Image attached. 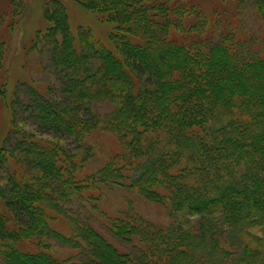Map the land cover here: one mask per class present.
<instances>
[{
	"label": "trees",
	"instance_id": "trees-1",
	"mask_svg": "<svg viewBox=\"0 0 264 264\" xmlns=\"http://www.w3.org/2000/svg\"><path fill=\"white\" fill-rule=\"evenodd\" d=\"M72 1L115 23L114 48L90 29L72 35L65 5L45 4L49 26L32 45L47 51L64 79L60 93L29 90L24 112L35 133L13 126L10 152L0 144L5 263L264 264V0H248L261 30L245 36L226 18L246 0H233L234 8L231 0H214L222 6L210 34L192 0ZM3 49L0 42V69ZM97 103L110 106L105 120ZM94 129L113 133L120 148L90 173L83 169L89 146L81 157L67 143L37 139L48 133L79 143ZM123 183L166 206L170 222L108 219L107 231L119 241H138L125 253L78 222L90 261L48 253L58 236L49 213L60 211L63 199L96 201L100 185ZM22 242L32 250H21Z\"/></svg>",
	"mask_w": 264,
	"mask_h": 264
},
{
	"label": "rangeland",
	"instance_id": "rangeland-1",
	"mask_svg": "<svg viewBox=\"0 0 264 264\" xmlns=\"http://www.w3.org/2000/svg\"><path fill=\"white\" fill-rule=\"evenodd\" d=\"M52 1L0 0V42L5 51L0 69V144L8 152H10V149L8 148L7 135L13 129V126L29 134H33L36 131L28 118L29 113L24 112L29 90L41 93L48 88L53 93H60L62 80L64 79L63 74L58 72L50 62V56L46 50H43L40 46L33 47L32 45L36 33L39 30L44 32L49 26L44 16V9L45 4ZM58 1L62 2L67 9L68 24L72 35L76 36L80 27L90 29L93 37L105 47L114 48L113 29L115 23L103 22L94 12L81 5L74 4L72 0ZM192 1L204 10L208 20L203 29L204 34L213 33L215 26L218 25L217 20H219L215 12L219 11L222 4H216L214 0ZM239 2H243V0ZM228 4L231 8H234L233 0L229 1ZM236 6L237 9L230 10L229 18H226V21L232 22L233 20L234 23L238 22V35H254L260 32L261 22L249 1L246 0L241 5L238 3ZM232 15L235 17L232 18ZM220 16L223 17L221 12ZM181 34L183 32H175L178 38L181 37ZM212 36L215 37V35ZM10 100L12 101L10 102ZM103 104L97 103L95 105V110L101 116V120H105L110 111V106ZM50 135L48 133L42 134L37 139L60 142L61 145L67 143L65 148L76 156H81V153L84 152L83 147L89 146L88 154L91 155L85 159L83 168L88 173L98 170L106 162L107 158L114 155L120 148L118 140L108 130L94 129L85 135L81 140L82 142L79 143L72 142L69 139H58ZM6 157L10 158L8 155ZM22 169L24 172L26 171L24 168ZM99 188L101 192L100 196L95 195L96 201H90L88 197H85L84 201L74 196V198L70 197L68 200L66 198L63 199L60 205L58 202L55 203L60 206V211H51L49 213V216L53 218L50 221V229L58 236H64V238L53 237L50 242L51 249H47V251L55 254L56 259L73 258L83 262L90 261L87 253L81 252L82 249L87 251L88 248L81 239V232L79 233L77 230L78 222L86 223L93 227L119 253L130 251L131 246L134 243L137 244L138 241L133 239L134 242H131L133 244L119 241L117 237L108 232V219L118 217V215H139L159 225H166L170 222L166 206L146 200L135 190L131 189L128 183L100 185ZM76 244H79L80 248L77 249ZM18 246L21 250H32L27 243L22 242ZM82 254H84L83 257ZM114 260L112 261L113 263ZM0 264H6L1 256ZM98 264H108V261L106 258H101V263Z\"/></svg>",
	"mask_w": 264,
	"mask_h": 264
}]
</instances>
